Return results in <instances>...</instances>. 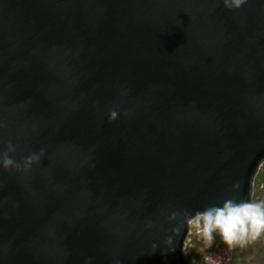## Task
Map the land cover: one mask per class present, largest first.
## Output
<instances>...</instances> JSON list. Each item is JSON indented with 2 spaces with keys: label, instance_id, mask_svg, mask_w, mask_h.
<instances>
[{
  "label": "water",
  "instance_id": "95a60500",
  "mask_svg": "<svg viewBox=\"0 0 264 264\" xmlns=\"http://www.w3.org/2000/svg\"><path fill=\"white\" fill-rule=\"evenodd\" d=\"M9 144L0 264H190L264 161V0H0Z\"/></svg>",
  "mask_w": 264,
  "mask_h": 264
},
{
  "label": "clouds",
  "instance_id": "9594fccd",
  "mask_svg": "<svg viewBox=\"0 0 264 264\" xmlns=\"http://www.w3.org/2000/svg\"><path fill=\"white\" fill-rule=\"evenodd\" d=\"M246 0H223L225 8L239 9ZM116 113H111L115 118ZM14 150L11 144L7 152L0 154V165L5 168L16 166L8 153ZM42 152L29 155L24 160V167L28 168L33 163L39 162ZM185 223L196 229L197 234L206 242L213 240V233H219L223 242L229 247L243 245L249 239L255 240L264 233V204L235 202L225 200L220 207H209L197 212L195 216L188 215Z\"/></svg>",
  "mask_w": 264,
  "mask_h": 264
},
{
  "label": "rangeland",
  "instance_id": "374dc122",
  "mask_svg": "<svg viewBox=\"0 0 264 264\" xmlns=\"http://www.w3.org/2000/svg\"><path fill=\"white\" fill-rule=\"evenodd\" d=\"M264 168V161L262 168ZM253 194L251 203H262ZM218 233V232H217ZM253 243L249 248V244ZM223 244V245H222ZM213 245L212 241L206 242L198 234L195 228L189 227L187 235L184 240V253L190 257V264H223L227 262L232 247H225L226 244ZM239 245V244H238ZM225 247V248H222ZM243 248L245 251V260L247 264H264V238L258 237L255 240L249 239L247 243L239 245V249Z\"/></svg>",
  "mask_w": 264,
  "mask_h": 264
},
{
  "label": "trees",
  "instance_id": "16d2710c",
  "mask_svg": "<svg viewBox=\"0 0 264 264\" xmlns=\"http://www.w3.org/2000/svg\"><path fill=\"white\" fill-rule=\"evenodd\" d=\"M253 185L255 188L254 193H253V194H255L254 196H256V198L258 200H260V202H262L261 204H264V168L259 170L257 172V174L255 175ZM259 237H261L263 239L264 233H262ZM222 243H224V242H223L221 236L219 235V233H213L212 244L213 245H218V244L221 245ZM252 245H253V243L249 244L248 245L249 248L254 247ZM225 247H229V246L225 245ZM225 247H222V248H225ZM245 251L246 250H244L242 247L239 249V245L232 247V251L230 253V256H229L227 262H225L223 264H247V262L245 260V255H246ZM263 251H264V249H263ZM187 258L189 259L190 257L188 256Z\"/></svg>",
  "mask_w": 264,
  "mask_h": 264
}]
</instances>
